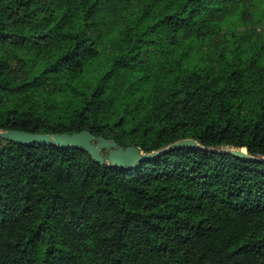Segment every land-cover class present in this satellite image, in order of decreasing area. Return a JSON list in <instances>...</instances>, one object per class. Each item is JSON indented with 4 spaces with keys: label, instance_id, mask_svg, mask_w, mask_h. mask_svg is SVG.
I'll list each match as a JSON object with an SVG mask.
<instances>
[{
    "label": "trees",
    "instance_id": "1",
    "mask_svg": "<svg viewBox=\"0 0 264 264\" xmlns=\"http://www.w3.org/2000/svg\"><path fill=\"white\" fill-rule=\"evenodd\" d=\"M9 129L204 148L0 138V264H264V0H0Z\"/></svg>",
    "mask_w": 264,
    "mask_h": 264
},
{
    "label": "water",
    "instance_id": "2",
    "mask_svg": "<svg viewBox=\"0 0 264 264\" xmlns=\"http://www.w3.org/2000/svg\"><path fill=\"white\" fill-rule=\"evenodd\" d=\"M0 138L20 144L56 145L60 148H77L87 151L92 159L98 163L109 164L119 168L135 167L136 162L154 158L175 148H204L192 138L177 140L158 150L143 153L135 146L122 147L115 140L104 137H95L89 131L83 130L74 133H33L19 130H0ZM211 152H222L235 155L238 158L250 161L264 160V156H254L245 148H233L222 145L221 148H205ZM106 151V156L103 155Z\"/></svg>",
    "mask_w": 264,
    "mask_h": 264
},
{
    "label": "rangeland",
    "instance_id": "3",
    "mask_svg": "<svg viewBox=\"0 0 264 264\" xmlns=\"http://www.w3.org/2000/svg\"><path fill=\"white\" fill-rule=\"evenodd\" d=\"M221 148V147H220Z\"/></svg>",
    "mask_w": 264,
    "mask_h": 264
}]
</instances>
